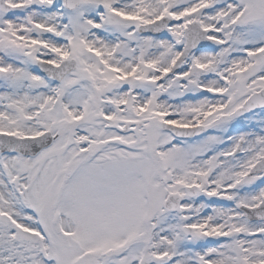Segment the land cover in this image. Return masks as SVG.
Masks as SVG:
<instances>
[{
    "label": "snow or ice",
    "instance_id": "snow-or-ice-1",
    "mask_svg": "<svg viewBox=\"0 0 264 264\" xmlns=\"http://www.w3.org/2000/svg\"><path fill=\"white\" fill-rule=\"evenodd\" d=\"M0 264H264V0H0Z\"/></svg>",
    "mask_w": 264,
    "mask_h": 264
}]
</instances>
